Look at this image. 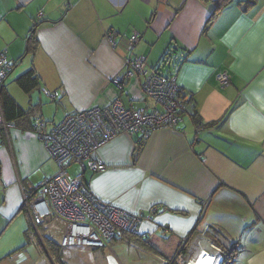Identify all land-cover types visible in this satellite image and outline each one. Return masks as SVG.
I'll use <instances>...</instances> for the list:
<instances>
[{"label": "crops", "instance_id": "1", "mask_svg": "<svg viewBox=\"0 0 264 264\" xmlns=\"http://www.w3.org/2000/svg\"><path fill=\"white\" fill-rule=\"evenodd\" d=\"M218 3L0 0V52L14 65L3 83L30 111L8 136L0 133V264H123L114 242L124 240L119 253L133 246L156 253L143 238L163 254L161 264L178 251L188 264H213L207 252L197 260L194 253L214 256L227 238L245 253L235 264H264V0H226L217 9ZM32 33L37 46L28 53ZM134 33L140 40L128 49ZM168 51L182 61L176 80L193 98L200 130L186 114L175 128L144 138L136 160L141 135L121 134L97 152L106 169L84 173L98 198L141 214L139 233L147 236L128 240L120 234L108 250L64 247L65 230L58 238L36 230L24 198L58 166L34 129L35 119L50 129L69 113L117 99L160 110L144 92V76L126 81L122 90L113 79L124 73L127 55H144L152 71ZM31 68L40 85L26 92L16 79ZM221 72L228 73L227 82L219 81ZM208 223L227 238L216 241Z\"/></svg>", "mask_w": 264, "mask_h": 264}, {"label": "built area", "instance_id": "2", "mask_svg": "<svg viewBox=\"0 0 264 264\" xmlns=\"http://www.w3.org/2000/svg\"><path fill=\"white\" fill-rule=\"evenodd\" d=\"M106 39L116 44L113 33H106ZM139 40L140 35L137 33L130 36L128 49H133ZM124 63V73L115 77L113 83L122 90L126 81L134 76H144V92L160 103V110L127 107L117 99L106 107L95 106L69 113L50 129L46 128L41 117H37L34 122V129L57 163L58 170L29 191L23 207L36 230L47 219L63 223L65 232L61 245L64 247L110 248L111 242L122 232L139 233L142 215L98 198L88 185L84 173L88 169H106V164L97 159V152L108 141L121 134H139L143 140L155 129L175 128L188 114L176 75L165 74L161 70L150 71L144 55H127ZM13 66L6 51L0 52V84L6 80ZM228 78L227 72L218 75L221 82H227ZM46 93L55 98L54 93ZM14 125L6 120L0 102V132L8 136L9 129ZM197 130H200L198 126ZM72 164L81 165L79 173H69ZM175 262L185 263L181 251L176 254Z\"/></svg>", "mask_w": 264, "mask_h": 264}, {"label": "trees", "instance_id": "3", "mask_svg": "<svg viewBox=\"0 0 264 264\" xmlns=\"http://www.w3.org/2000/svg\"><path fill=\"white\" fill-rule=\"evenodd\" d=\"M216 1L219 2L217 9H219L221 7V5H224L226 2V0H216ZM214 14H215V12H214ZM36 46H37V37L34 35V33H32L29 37V46H28L27 52L33 53L36 49ZM175 49H177V48H175ZM181 63H182V61L181 62L178 61L175 52H169L168 51L165 54V56L163 57L159 67L157 69H154V70L160 71L161 68L167 67L168 68V71H166L167 74L176 75L179 71ZM16 81L20 85V87L26 92H30L40 85V77L34 68H31L27 72H25L24 74L20 75L16 79ZM180 94H181V97L184 99V102L186 104L187 113L193 117L195 124L199 128H201L202 123L199 120V117H198V114H197V111L195 108V103L193 101L192 96L188 97V94L184 91V89L182 87H180ZM0 102L2 105V109L4 112L5 118L9 122L14 123L17 121L16 120L17 118L24 117L25 115H27L30 112L29 110L28 111L25 110L15 100V98L8 92V90L4 86V83L0 86ZM33 126H34V124H33ZM0 133H3V132H0ZM142 148H143L142 139H140V141H138V145H137L135 152H134V160H136L139 157V155L142 151ZM196 232H197V227H195L192 230V232L190 233V238L192 235L196 234ZM214 232L218 233V235L216 237L217 239H215V240L221 241L222 239L220 237L218 238V236L222 235L221 234L222 231H220V229L216 228ZM214 232H210V233L214 234ZM146 236L142 235L140 233L122 232L120 238H126L128 240H134V238H136V239L141 240L143 237H146ZM224 236H225V238H227V236L225 234H224ZM143 239L144 240L142 241V243L147 244L149 246L148 250L155 251L156 253L159 252V250L155 244H153L152 242H150L148 244V241H146L147 238H143ZM236 244L237 243H233V247L231 248V250L233 252L237 251V245ZM220 245H222V246H218L221 249V255H222V260H221L220 264H233L235 262V259H233V255H231L230 249L228 248V246L224 243L223 244L220 243ZM175 257L173 260L168 261V263H166V264H176Z\"/></svg>", "mask_w": 264, "mask_h": 264}, {"label": "rangeland", "instance_id": "4", "mask_svg": "<svg viewBox=\"0 0 264 264\" xmlns=\"http://www.w3.org/2000/svg\"><path fill=\"white\" fill-rule=\"evenodd\" d=\"M158 67L159 66H156L154 69H157ZM161 70H162V72H166V71H168V68L164 67V68H161ZM80 170H81L80 164H72L68 169V171L71 175L79 173ZM207 225H206V229L209 230V232H214L218 226L214 223H208ZM40 229H41L43 234H45V235L51 234L54 237L58 238L59 236H61L63 234V232L65 230V225L63 223L59 222L58 220L47 219L43 224L39 225V230ZM220 231H222V230L220 229ZM221 234L222 235H220L219 237L222 240L225 239V236H224L225 233L222 231ZM227 240L230 241L229 243H227V246L230 249L231 255H233V259H235V262L233 263V264H235L237 262L238 258L241 255H245V253L241 251V248H237V251L233 252L231 250V248L233 247V242H232L233 240L228 239V238H227ZM122 241H124V240H120V241L118 240L117 242H114L113 249H115L114 251H116L117 254H119V257H120L121 261L123 262V264H161V260L159 259L158 256H162L163 254H158V253L144 254V252L140 251L136 246L126 247L124 250L122 248L120 251V253H121L120 254L117 246H119V244H120L119 242H122ZM96 248L108 249L107 247H96ZM189 248H190V251L193 252V250H194L193 244ZM205 252H207L206 259L207 260L211 259L212 256H210V253L206 250L204 252H201L199 254V256H197V253H194L193 259H195V260L199 259Z\"/></svg>", "mask_w": 264, "mask_h": 264}, {"label": "clouds", "instance_id": "5", "mask_svg": "<svg viewBox=\"0 0 264 264\" xmlns=\"http://www.w3.org/2000/svg\"><path fill=\"white\" fill-rule=\"evenodd\" d=\"M216 251L218 252V254L215 253L214 256H213L215 258L213 264H220V262L222 260L221 249L218 247ZM188 263L189 262H187L186 259H185V263L184 264H188Z\"/></svg>", "mask_w": 264, "mask_h": 264}, {"label": "bare ground", "instance_id": "6", "mask_svg": "<svg viewBox=\"0 0 264 264\" xmlns=\"http://www.w3.org/2000/svg\"><path fill=\"white\" fill-rule=\"evenodd\" d=\"M212 258H213V256H212Z\"/></svg>", "mask_w": 264, "mask_h": 264}]
</instances>
